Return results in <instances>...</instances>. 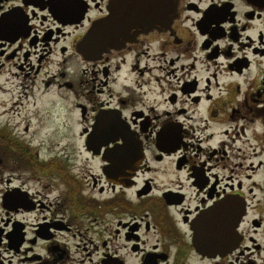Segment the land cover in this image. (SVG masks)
I'll use <instances>...</instances> for the list:
<instances>
[{"label": "flooded vegetation", "instance_id": "af4514ba", "mask_svg": "<svg viewBox=\"0 0 264 264\" xmlns=\"http://www.w3.org/2000/svg\"><path fill=\"white\" fill-rule=\"evenodd\" d=\"M118 4L0 0V92L75 113L82 145L0 130V264H264V1L156 0L85 55Z\"/></svg>", "mask_w": 264, "mask_h": 264}, {"label": "rangeland", "instance_id": "374dc122", "mask_svg": "<svg viewBox=\"0 0 264 264\" xmlns=\"http://www.w3.org/2000/svg\"><path fill=\"white\" fill-rule=\"evenodd\" d=\"M49 69L54 70V65H50ZM9 97L11 98L9 92H0V121L8 126L3 129L0 124V130L10 135L15 145L21 142V146L28 147L33 154L37 153L40 159L50 157L59 160L66 156L71 159L70 163L76 162L75 165L82 162L80 153L82 145L74 138L79 130L75 123V113L65 114L57 106L53 109L49 103L40 105L37 97L36 105H31L30 102L21 111L16 110L19 114L17 115ZM54 97L51 95L48 98ZM2 102H4L3 106ZM27 119L30 120L29 127L27 132H24ZM22 141L28 143L23 144Z\"/></svg>", "mask_w": 264, "mask_h": 264}, {"label": "water", "instance_id": "95a60500", "mask_svg": "<svg viewBox=\"0 0 264 264\" xmlns=\"http://www.w3.org/2000/svg\"><path fill=\"white\" fill-rule=\"evenodd\" d=\"M164 3L167 0H159ZM264 1V0H255ZM149 6L156 8V0H119L117 7H110V14L108 17L94 24L83 38L81 49L84 50L85 55L90 57H96L101 52L111 46L110 33L114 31L127 30L124 26L128 24L142 25L144 17L141 18L142 9L146 10ZM160 7V6H159ZM161 8H170L169 4H164ZM147 16V15H146ZM122 26V27H121ZM99 146H103L99 144ZM232 232L231 229L228 230ZM228 243L232 240V237L227 235ZM220 239H214V242Z\"/></svg>", "mask_w": 264, "mask_h": 264}]
</instances>
